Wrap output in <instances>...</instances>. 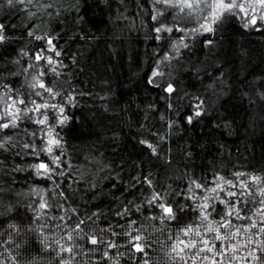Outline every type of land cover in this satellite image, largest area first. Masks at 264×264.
<instances>
[{"label": "snow or ice", "instance_id": "1", "mask_svg": "<svg viewBox=\"0 0 264 264\" xmlns=\"http://www.w3.org/2000/svg\"><path fill=\"white\" fill-rule=\"evenodd\" d=\"M5 2L7 0H0V7ZM56 2L57 0H19L18 5L24 6L26 19L30 22L14 25L6 24L0 19V140L9 138L7 144L0 143V228L6 223L3 216L8 210L5 201L11 203V194L16 190L11 187L13 178L17 180L20 177L27 181L32 177L33 184H42L45 189L54 182L57 195L63 197L60 204H54L51 208L40 197L34 201L38 211L28 215L29 221L39 220L40 215L49 212L58 218L57 226L63 228V231L60 239L50 243H55L61 249V255L70 256L75 251L72 246L75 239L78 243H85L90 250L101 251L102 257L96 264H101V261L108 264L109 257L115 256L120 249H124L128 260L134 264H157L150 260L154 253L153 230L158 229L160 234H164L167 229H173L165 238L170 248L169 255L174 259L164 260V264H199L201 261L206 264H240L241 261L243 264H264V239H256L257 236L264 237V175L249 176L245 172L236 171L229 177L219 174L218 170L212 172L211 176L202 174L199 178L193 174L190 183L185 182L183 189L177 186L171 196H168L162 191L164 185L159 181L153 188L152 177L157 173L147 167L148 163L143 162L138 167L134 161H127L126 163L133 164L132 173L126 177L121 176L120 183L109 177L108 182L103 185L99 182L90 183V175L82 178L85 170L80 169L79 165L75 169L70 167L68 158L63 154L64 141L59 135L60 128L69 118L71 124L75 125L74 110H79L82 100L91 94L74 88L71 89V95L68 92L57 94L54 81L68 67L65 63L67 50L59 43L64 37L58 31L55 34L47 30L41 31L35 20L31 19L37 15V11L33 9L51 14L50 10H55ZM133 2L137 12L129 17L126 14V0H92L91 3L89 0H79V3L73 0L78 8L82 5V11L73 23L79 22L83 27L71 39L74 42L83 40L85 43L90 39H100L90 35L88 25L91 24L99 31L98 25L105 21L92 19L91 11L93 8H100L103 13L104 7L111 8L113 3L123 6L117 9L120 12L117 19L134 24L138 17L144 27L146 18V38L154 43L163 42L166 49L169 46L173 49V53L164 57L165 60H170L172 54L180 53L182 49L187 50L188 44L185 41L189 33L194 34L197 39L204 37L199 42L208 48L206 55L211 57L217 43L215 37L224 30L226 22H235L239 17L246 28L264 23V0ZM192 21H195L196 26H189ZM12 52L16 53V57L6 59L5 54L11 56ZM71 63L73 67L78 66L75 55H72ZM25 73L31 74L30 81L23 79L22 83L17 84L10 79L24 77ZM161 75L154 64L146 82L158 93H163L157 99L168 101L166 109H174V114H179L178 121L170 119V122L183 125L185 129L188 125L195 128L208 114L212 102L202 93H189L178 81L175 85L173 82H166L162 86L157 79ZM196 76L200 77L199 69H196ZM204 76L207 77L206 72ZM6 79L8 83L4 82ZM207 86L212 87L211 84ZM25 88L32 91L26 92ZM21 92L24 94L20 95ZM182 99L187 101L186 104L178 103ZM227 102L225 100L223 103ZM147 107L154 109L155 105L149 104ZM185 108L187 111H182ZM140 126L137 125L139 128ZM29 129H39L43 136L38 133L34 137ZM21 135L27 138L26 143L19 142ZM149 138L152 143L137 140L142 146L138 159L147 153L151 162L153 155L157 153V147L163 156L169 155L171 149L165 144L160 146L157 136L149 134ZM112 139H117L115 134ZM33 143L41 149L39 154L32 146ZM87 151L91 153L90 148ZM83 159L86 164L87 159ZM175 159V155H172L167 162L168 167H165L163 163H159L161 156L156 155V162L151 164L153 168L159 167L166 177L168 168L174 164ZM24 163L31 166L26 176L21 177L19 171L13 173L16 166ZM260 171L264 173V169ZM5 185L9 187L5 189ZM47 196L51 199V190L47 192ZM29 202H32L31 197ZM19 211L17 208V218ZM237 221L243 223L237 224ZM53 223L56 224L57 221L54 220ZM73 233L79 236H74ZM65 244L68 246L65 247ZM105 249L108 251H104ZM242 251L246 255H242Z\"/></svg>", "mask_w": 264, "mask_h": 264}, {"label": "trees", "instance_id": "2", "mask_svg": "<svg viewBox=\"0 0 264 264\" xmlns=\"http://www.w3.org/2000/svg\"><path fill=\"white\" fill-rule=\"evenodd\" d=\"M89 2L91 3L92 0ZM72 3L73 0H57L55 10H50L51 14L33 9L37 11V15L31 19L35 20V24L41 31L47 30L51 34L58 31L64 37L59 43L67 50L65 63L68 67L62 70L59 80L70 81V87L90 92L91 95L82 100L81 105L91 106V110L99 116L101 132L104 128H108L115 130L120 137L118 140H113L110 132L104 137L74 140V145L81 150V153L90 148L92 154L95 155L97 154L96 145L103 142L104 147L101 150L104 156L114 163L122 164L125 169L123 175L126 177L133 171V164L126 163L127 161L142 164L144 160V156L137 158L142 151V146L136 144V130L139 128L137 125L146 124L152 131H163L169 128L170 119H180L179 114H174L172 109L165 108L168 101L157 99V96L163 93H158L152 85L146 82L151 75L152 67L158 60V57L152 55V50L159 47L162 56L167 49L163 46V42L154 43L151 39L145 38L148 32L146 18L144 27L141 26L138 17L134 24H130L127 20L117 19L120 15L117 9L123 6L116 3H113L111 8L101 5L104 7L103 13L100 8H93L91 11L92 19L105 21L102 25H98L99 31L91 24L88 25L90 35L100 39H90L87 43L83 40L74 42L69 37L73 33L79 34L83 25H79L78 28L72 27L73 18L77 16L74 9L67 11ZM126 4V14L133 17L137 12L136 4L133 0H126ZM0 19H3L6 24L14 25L30 22L26 19L24 6L13 7L7 5L6 2L0 7ZM189 26H196L195 21L190 22ZM203 39L204 37L198 38L199 41ZM215 39L219 47L211 57L206 55L208 50L200 43L192 58L200 68L205 69L200 72L199 78L196 76L197 68L191 64L185 65L183 71L177 69L173 72L174 85L178 81L180 86L189 93H203L212 103L208 114L195 128L189 125L187 129L183 125L174 129L169 128L170 134L165 142V145L172 149L169 158L175 155L174 164L182 168L183 162L177 159L178 149L185 143L184 137L195 136L202 142L211 144L212 150L205 155L213 160V163L217 165L216 170L221 175L230 177L231 171L245 173L260 171L264 169V101L255 97V102L250 103L249 96L245 93H254L255 87L259 85L254 87L251 81L256 75H264V55H260L264 53V23L246 28L244 22L238 17L235 22H226L224 30ZM13 47L19 48L20 45H13ZM245 48L250 49L249 56H252L253 52H257L258 55L245 61V57L240 54V50ZM226 50V57L222 56L221 53ZM72 55H75L79 62L76 67H73L71 63ZM5 56L6 59H12L16 57V53L12 52L11 56L6 53ZM242 61L247 64L248 74H234L233 68ZM165 71L169 70L165 69ZM205 72L207 77L204 76ZM221 77L228 78L229 88L225 90V97L217 100L211 92H205L204 89L209 84H216L219 87L218 81ZM10 79L20 84L24 77H11ZM201 79L204 82L203 85ZM160 81L162 86L166 83L163 80ZM4 82L8 83V79ZM261 84L264 85V81H261ZM260 90L264 91V87ZM100 96H108L110 99L104 101L99 99ZM225 100L228 101L227 104L223 103ZM186 102L182 99L178 103L184 105ZM149 104H154L155 108L148 109ZM105 105L107 111L102 107ZM182 111H187V109H182ZM161 114L165 115L169 123L159 119ZM222 121L230 123L232 127H214ZM129 124H133L134 127L130 129ZM173 132L176 135H172ZM188 142L190 143V140ZM224 149H227V154L222 160L217 159ZM78 157L74 158L73 163H85L82 154ZM224 161H229V163L222 169L221 165ZM232 162L235 163V167L232 166ZM147 167L157 173V181L163 178L164 174L159 167L153 168L152 164H147ZM195 171L199 176L212 175L208 167L197 168ZM20 176L22 177L21 174ZM21 180L20 177L17 178L18 182ZM16 186L21 185L18 183ZM109 218L111 219V216ZM112 222L115 223L114 220ZM236 223L243 222L237 221ZM256 239L260 240L264 237L257 236ZM240 242H243V234ZM241 254L246 255L243 251ZM153 255L163 257L162 253L154 252ZM98 259L99 254L96 257V260ZM120 264H134V262L129 261L126 256ZM240 264L243 262L241 261Z\"/></svg>", "mask_w": 264, "mask_h": 264}, {"label": "clouds", "instance_id": "3", "mask_svg": "<svg viewBox=\"0 0 264 264\" xmlns=\"http://www.w3.org/2000/svg\"><path fill=\"white\" fill-rule=\"evenodd\" d=\"M77 3H79V0H77ZM6 4L15 7L19 4V0H7ZM81 7L78 8L76 4L72 3V5L67 9V11L70 12L74 9L77 13V16H79ZM73 19H75V17ZM79 25L81 24L77 22L76 24H73L72 27L78 28ZM74 35H76V33H73L72 36ZM72 36L69 37L70 40ZM173 43L177 42L173 41ZM185 43L188 44L187 50L185 51L182 49L180 53L172 54V58L170 60H165L164 57L168 56L170 53H173V49L171 48V46H169V48L164 52L163 56L160 55L159 47L152 50V55L154 57H158V60L155 62V67L162 74L160 77H158L159 80H163L165 82H172L174 79L173 72L177 69L183 71L184 66L188 64L195 66L197 69L200 70V72L205 71V69L200 68V66L196 64L195 60L192 59L200 46L199 40L195 37L194 34L189 33ZM218 47L219 43L217 42L214 45V52L218 49ZM204 48L208 50L207 47ZM249 51L250 49L248 48L240 50V54L245 57V61L252 59V56L258 55L257 52H253L252 56H249ZM221 55L226 57L227 50L224 53H221ZM260 55H264V53H260ZM245 61H242L240 64L236 65L233 68L234 74H248L249 69ZM165 69H168L169 71L166 72ZM24 79L26 82L30 81L31 74L25 73ZM261 81H264V75H256L251 81L252 86L255 87L259 85V87H255L254 93H245L246 96H249L250 103L255 102V97H258L259 100L264 101V91L260 90L261 87H264V85L261 84ZM203 83V80H201L202 85ZM218 84L219 87H217L216 84H212L211 88L206 86L204 91L211 92L212 95L218 99L225 97V90L229 88L228 78L221 77L218 81ZM54 86H56L57 88L58 95H62L64 92H68L69 95H71V89L74 88L70 87V81H61L59 80V77H57L56 81H54ZM24 91L31 92L32 89L25 88ZM23 94L24 92L20 93V95ZM202 95L204 96L203 93ZM65 98L67 99V97ZM45 99L47 100L48 98ZM99 99L107 101L110 99V97L100 96ZM48 102L51 103L50 100ZM102 107H104V109H107L106 105ZM172 110L174 111V109ZM73 114L76 116L75 125L71 124L69 118L65 125L60 128L59 133L62 141H64L63 154L68 158V163L70 167L72 169H75L77 165H79L80 169L85 170L82 178H87L89 175L92 177L90 183L99 182L100 185H103L104 182H108L109 177L117 179V182L120 183V178L121 176H123V172L125 171V169L123 168L122 164L114 163L113 161L109 160L107 157L104 156V152L101 150L104 147L103 142L96 145L95 152L97 154L95 155L92 154V152L89 153L88 151L81 153V150L77 148L73 143V141L77 139L87 140L89 138L97 136L104 137L107 136L110 132L111 137H113V134H115L118 140L120 138L118 133L115 130H110L108 128H104V131L101 132V124L99 123L100 118L96 115L95 112L91 110V106L80 105L79 110H75ZM161 117H163V119H161ZM159 119L161 121L169 123L164 114H161L159 116ZM178 126V123H169V128L174 129ZM222 126L224 128L232 127L230 123L224 121L214 125V127L216 128H221ZM128 127L131 129L134 127V125L129 124ZM189 127H191V125H189ZM169 128H165L163 131H152L149 125L141 124L140 128L136 130L137 146H141L137 143L138 139H143L147 143H152L151 139L149 138V134L157 136L158 143L160 146H162L163 144H165L166 140L169 137ZM47 130L48 129H45V131ZM29 131L32 132L34 137L38 133L41 137L43 136V132H41L39 129H29ZM171 134L176 135L175 132ZM8 140L9 138H5L4 140H0V143L7 144ZM184 140L185 143L178 149L177 153V159L183 162V167L180 168L177 167L176 164H172L171 167L168 168L166 177L165 175H163V178L159 181L161 184L164 185L162 191H164L168 196H171L172 192L175 191L177 186L183 189V184L185 182L190 183L193 174H195L196 177L199 178V175L195 171L197 168L208 167L211 169L212 172L217 171V165L213 163V160L208 159L205 155V153L212 150L210 143L202 142L195 136H186L184 137ZM189 140L190 143L188 142ZM19 142L26 143L27 138L24 135H21L19 137ZM32 146L36 148V153L39 154L41 149L37 147L34 143ZM154 147H156L155 144ZM221 147H223V145H221ZM171 152L172 149L169 154ZM81 154L84 158L87 159V163H73L74 158H77ZM226 154L227 149H224V151L219 154L217 159L222 160V158ZM156 155L161 156V161L159 163H163L165 167H168L167 162L170 160L169 155L166 157L163 156V154L160 152L159 147H157ZM156 155H153L152 161L150 162L148 160V154L145 153L143 155V162L148 164L156 162ZM12 163H15L14 160L12 161ZM134 163L136 162L134 161ZM228 163L229 161H224L221 165V168L223 169L227 167ZM136 164L139 167L140 163ZM232 166L235 167L234 162H232ZM30 168L31 166L29 164L24 163L22 165L16 166V168L13 169V173L19 171L22 176H26ZM234 172L236 171H231V174ZM247 174L249 176L264 175V173H262L261 171L247 172ZM101 177H103V179H101ZM32 179V177H29L27 181L21 180L19 182L15 178H13L12 180L11 187H14L16 190L11 194V203H9L7 200L5 201L8 210L3 213L6 223L2 228H0V264H96L97 254H99V258L102 257L101 251L90 250L83 242L78 243L75 239L72 241V246L75 248V251L70 256L61 255V249L57 248L55 243H50L56 239H60V235L63 231V228L57 226V224L59 223L58 218L54 216L51 212L47 213L46 215H40L39 220H28L29 214H34L38 211V207L34 206V201L39 199L40 197H43L44 202H47L50 208L54 204L58 205L60 204V202L63 201V197L57 195L55 191L56 185L54 182L49 185L48 189H45L44 185L42 184H33L31 182ZM49 179H52V177H49ZM156 182L157 175H153V188H155ZM18 183L21 185L20 187L16 186ZM25 184H27L28 186L25 187ZM8 187V185H5V189H7ZM85 187H87V185H85ZM49 190L52 191L51 199H49V197L47 196V192ZM178 196L179 193H177V198ZM29 197H31L32 202H29ZM17 208L20 209L19 218L16 217ZM25 209H27V212L25 211ZM8 217L13 218L9 219ZM54 220L57 221L56 224L53 223ZM172 231L173 229H167L164 234H160L158 229L153 230V251L155 253H162L164 259H161V257L158 255H153L150 257V260L156 261L157 264H164V260L174 259L169 255L170 248L165 238ZM73 235L79 236V234L76 233H73ZM61 243H64V241L61 240ZM67 246L68 245L65 244V247ZM104 251L108 250L105 249ZM126 256L127 253L118 250L115 256L109 257L108 264H117V262H119L120 264V261ZM177 264H179V262H177ZM199 264H206V262L201 261L199 262Z\"/></svg>", "mask_w": 264, "mask_h": 264}]
</instances>
